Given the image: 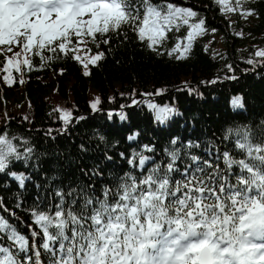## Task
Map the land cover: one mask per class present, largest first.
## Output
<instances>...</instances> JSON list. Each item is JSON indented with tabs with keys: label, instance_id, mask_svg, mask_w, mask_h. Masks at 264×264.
Masks as SVG:
<instances>
[{
	"label": "trees",
	"instance_id": "1",
	"mask_svg": "<svg viewBox=\"0 0 264 264\" xmlns=\"http://www.w3.org/2000/svg\"><path fill=\"white\" fill-rule=\"evenodd\" d=\"M131 2L136 5V0ZM151 2L196 12L194 22L203 19L206 30L223 37V53L212 57L204 46L208 37H203L192 43L185 59L176 58L179 52L169 56L184 39V24L166 32L155 52L147 47V38L140 40L128 26L118 33L97 34L95 42L84 37L77 44L73 36L69 51L42 53L50 60L29 52L30 68L17 45L0 51V135L21 153L32 149L27 160L11 159L0 172V214L28 238L29 247L32 230L39 232L31 211H48L58 203L53 198L58 189L102 197L104 189L114 190L125 173L146 175L156 164L167 163L169 150H180L177 167L183 169L187 153L212 160L225 150L236 159L245 156L236 148L238 131L264 136V58L255 56L264 47V0L243 4V11L253 12L244 27L238 13L236 25H230L216 0ZM104 39L109 43H102ZM9 47L12 50L6 51ZM101 52L102 60L89 63ZM250 59L252 64L247 63ZM149 104L174 112L159 122ZM62 113L71 114L69 123L61 119ZM134 153L151 159L140 168L138 157L129 163ZM11 173L23 174L24 185ZM0 243L11 241L3 237ZM41 252L43 264H48ZM23 256L20 253L21 260Z\"/></svg>",
	"mask_w": 264,
	"mask_h": 264
},
{
	"label": "snow or ice",
	"instance_id": "2",
	"mask_svg": "<svg viewBox=\"0 0 264 264\" xmlns=\"http://www.w3.org/2000/svg\"><path fill=\"white\" fill-rule=\"evenodd\" d=\"M245 2L236 0L235 8L227 10L235 11ZM216 3L223 6V0ZM196 15L190 9L171 3L154 5L151 0H136L135 6L131 0H0V45L15 44L41 60H50L42 53H55L57 48L61 53L69 51L73 36L77 44L84 37L95 42L97 34L118 33L128 26L140 40L147 38V47L155 52L165 33L178 31L182 22L190 29L184 38L187 43L182 50L178 43L168 55L179 52L176 58L185 59L195 37L205 32L203 19L189 22ZM240 15L246 18L253 12L245 10ZM255 56L264 58V49ZM103 58L101 52L89 63L95 65ZM23 62L31 67L28 59ZM98 103L91 105L93 110ZM233 103L239 104V99ZM149 107L159 122L174 112L167 106ZM70 118V113L61 115L65 124ZM133 139L135 135L129 137ZM236 148L245 156L236 159L225 150L212 160L187 153L183 169L177 167L180 150H169L167 163L156 164L146 175L125 173L114 190L104 189L102 197L58 189L53 197L58 203L48 211H31L39 228L31 232V247L28 238L0 214V240L11 241L10 245L0 243V264H43L41 250L48 264H264V136L248 129L238 131ZM31 152L27 148L21 153L12 140L0 135V172L11 159L27 160ZM136 157L140 168L151 159L134 153L129 163ZM11 175L24 185L23 174Z\"/></svg>",
	"mask_w": 264,
	"mask_h": 264
},
{
	"label": "rangeland",
	"instance_id": "3",
	"mask_svg": "<svg viewBox=\"0 0 264 264\" xmlns=\"http://www.w3.org/2000/svg\"><path fill=\"white\" fill-rule=\"evenodd\" d=\"M247 1H249V0H247ZM243 4L244 3H242L241 8L236 9L235 11H232V12L228 11L227 8L228 7L235 8L236 0H223V6L221 4H219L221 12L224 13V15H225L226 19L229 21L230 25H236L237 22H235V17H236L237 13L240 15V12L243 11ZM248 17L249 16H247L245 18V17L240 15V20H241L240 21V25H241V27H244L247 24V23H245L243 21H245ZM192 19L193 18H190V21H189L190 23L194 22ZM181 24H182V22H181ZM184 26H186V29H187L186 30V34L184 36V38H185L186 35H187V32L190 29L188 28L187 25H184ZM239 34H241V32H239ZM203 37H208V40L204 41V46L209 51V53H210V55L212 57L220 56L221 53H223L224 45H223V37L222 36L217 35L216 32L213 31V30L208 31V30L205 29L204 34L196 36L195 39L193 40V42L199 41ZM178 43L181 45V50H182L183 44L187 43V41L185 39H183L182 41L179 40ZM261 49H264V47L257 49V51L261 50Z\"/></svg>",
	"mask_w": 264,
	"mask_h": 264
}]
</instances>
